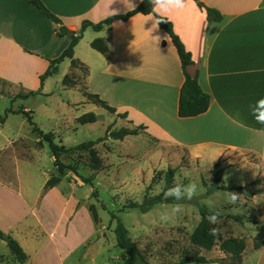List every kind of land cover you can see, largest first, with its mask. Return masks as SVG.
<instances>
[{"label":"crops","instance_id":"1","mask_svg":"<svg viewBox=\"0 0 264 264\" xmlns=\"http://www.w3.org/2000/svg\"><path fill=\"white\" fill-rule=\"evenodd\" d=\"M41 1L62 19L67 29L78 32L85 21L97 24L110 15L126 14L143 0ZM200 1L221 12L223 20L210 22L195 0H188L183 11L167 18L173 22L174 33L192 53L189 74H198L203 91L211 97L207 113L179 117V95L185 82L180 56L170 35L159 27L155 16L142 13L126 22L115 21L101 31L89 27L84 32L75 48V56L88 31L93 32L86 39L90 46L96 38H104L109 44L108 55L91 47L93 52L87 51L78 61L87 69V87L90 79L89 87L93 88L94 75L97 76L98 83L91 94H98L117 109V114L88 100L86 103L91 111L105 109L113 116L107 120L117 118L121 125L120 128L115 126L117 129L144 127L140 135L110 140L126 145L146 136L157 140L165 147V152L171 149L187 151L190 161L210 160L212 164L223 161L222 164L227 166L224 174L230 171L239 179H247L253 172L256 178L241 186L244 188L242 195L247 193L255 198L261 190L264 199V125L256 123L250 109L251 104L264 99V0ZM59 28L60 25L43 14L31 0H0V61L14 60L23 69L42 64L46 70L36 73L40 77L51 61L69 46L70 39L58 35ZM94 66L98 71L96 74H92ZM46 83L47 79L41 90L45 89ZM123 113H128V117L118 116ZM96 115L98 120L103 116ZM10 149L18 158H21L20 154L23 159L28 158L23 154L27 153L25 149L20 150L14 145ZM0 151V182L12 185L13 192L27 197L25 213L19 214L5 230L20 244L27 259L19 261L10 249V252L0 249V264H53V254L55 264H67L70 255L78 252L62 251L54 224L50 227L36 211L40 202L45 205L55 195L66 206L71 197H66L60 190L62 181L45 191L46 181L52 174L46 175L44 187L41 186L29 200L28 196L33 192L9 172L5 158L8 150ZM0 228L3 227L0 225ZM87 241H82L77 250H81ZM246 259L243 258L244 264ZM248 259L251 264H264V247L254 250Z\"/></svg>","mask_w":264,"mask_h":264},{"label":"rangeland","instance_id":"2","mask_svg":"<svg viewBox=\"0 0 264 264\" xmlns=\"http://www.w3.org/2000/svg\"><path fill=\"white\" fill-rule=\"evenodd\" d=\"M91 34L93 32L88 31L76 59L81 58L87 51L93 52L86 40ZM18 64L14 60L0 61V118L5 117L10 108L15 112L23 109L31 111L35 125L44 133H54L56 143L67 147H77L105 137L107 128L111 132L120 130L117 129L121 126L117 118L107 120L113 116L105 109L91 111L89 103H86L87 98L83 93H94L92 89L98 83L96 75L93 88L89 87L90 79L87 87L85 70L72 68L71 61L65 59L59 65L57 73L47 79L45 89L41 90L43 88L36 73H43L46 70L44 66L41 64L23 69ZM96 70L94 66L92 74H96ZM66 76L71 80L68 86L64 85ZM31 91L37 94L29 98L18 96ZM90 112L103 116L96 123L79 125L76 119ZM107 121H110L109 124ZM33 128L22 113H10L5 123L0 124V150H8L5 158L9 172L33 192L32 196H28L29 200L41 186L44 187L46 175H60L48 143L43 142V146H39L40 137L38 133H34ZM13 145L20 150L25 149L27 153L23 154H27L28 158L23 159L21 154V158H18L14 150L10 149ZM165 150L157 140L142 136L131 144H118L109 139L96 145L93 151L63 154L61 161L69 168L66 169L59 187L66 197L71 198L64 206L55 195L45 205L40 202L36 211L50 227L54 224L57 230L56 239L61 240L62 251L78 252L70 255L67 264H124L125 251L117 247L114 231L118 219L138 243L144 258L152 264H181L184 257L195 255L205 257L209 261L207 264H235L230 254L220 250L222 242L229 238H245L247 249L243 258H247L245 264H251L248 256L254 252L255 237L260 227L264 226L262 191L258 190L255 198L247 193H236L240 198L234 204L229 202V193L235 192L216 190L208 195L207 192L214 182L212 171L216 163L212 164L210 160L202 163L190 161L187 151ZM169 168L176 170L174 183L188 184L195 181L199 186L193 199L180 202L182 212L172 222L163 223L159 217L163 211H171L166 208L171 205L169 203L157 204L147 213L137 208H129L131 203L141 205L159 195L166 183ZM78 175L92 178L93 184L82 185ZM254 177L256 175L250 172L247 179H239L228 171L223 176L222 184L232 188L246 186ZM12 188L14 187L8 183L4 185L0 182V225L3 227L0 229L4 232L26 209L27 197L13 192ZM93 204L99 212L98 224L90 216L89 207ZM201 207L224 216L219 219L220 223L210 224L211 228L218 229V241L211 251L200 249L191 240L201 221ZM111 214H115L118 219L112 220ZM228 215H242L243 222L226 218ZM82 241L87 242L78 251ZM0 249L10 252L5 240L0 239ZM48 254L51 257L53 253L50 251ZM55 263L57 261L53 254V264Z\"/></svg>","mask_w":264,"mask_h":264},{"label":"trees","instance_id":"3","mask_svg":"<svg viewBox=\"0 0 264 264\" xmlns=\"http://www.w3.org/2000/svg\"><path fill=\"white\" fill-rule=\"evenodd\" d=\"M198 6L205 10L207 14V18L210 22H219L223 20V15L221 12L214 8H210L206 6L203 2L200 0H195ZM31 3L37 7L43 14H45L49 19H51L56 24L60 25V28L58 30L59 36H67L70 39L69 46L66 48V50L62 53L61 56L51 61L49 68L47 71L40 76V82L42 88L44 87L45 80L49 77L53 76L58 71L59 65L65 60L70 59L71 61V67L72 68H78V69H84L87 73V69L76 59L75 56V48L80 43V41L83 38V34L91 27L94 31H101L105 26L112 25L115 21H129L133 16L142 13V15H154L159 27L163 30H165L171 37L173 44L175 48L177 49V52L180 56L181 66L183 70V74L185 77V82L180 90L179 95V108H178V115L181 118H190V117H196L198 115H203L208 112L211 105V97L209 94L205 93L203 91V88L199 82L198 74L195 76H192L188 72V67L193 64V56L192 53L189 52L181 39L174 33L173 30V22L169 20L167 17H160L157 16L155 13H152L151 6L149 4V0H143L139 3V5L132 9L131 11L127 12L126 14L122 15H114L109 16L105 20L94 24L90 21H85L83 25L81 26V30L78 32L70 31L67 29L63 24L62 19H60L57 15L52 13L41 0H31ZM161 19H164L165 22H161ZM91 47L104 54L108 55L110 52V47L107 41L104 38H96L92 41ZM69 82H71L70 78L66 76L64 79V85L68 86ZM37 92L31 91L27 94H21L18 95L19 98H29L30 96L36 95ZM84 96L87 98L89 103L96 104L98 106H101L108 110L111 114H117V109L114 107H111L107 101L103 100L98 94H91L88 92L83 93ZM10 113H22L24 114L30 124L34 127L33 131L34 133H38L40 137V141L38 143L39 146H43V142L48 143L51 154L54 158V165L58 169L60 175L58 176H51L48 181H46L45 184V191L52 189L54 187H57L61 181H63V176L66 173V169L69 168L65 163L61 161V157L63 154H68L73 151H93L95 149V146L98 145L101 142H104L109 139L113 140H124L129 135H140V130H144V127H137L135 129H129V128H121L118 131L111 132L107 128V133L105 137L98 138L97 140H91L85 143H82L78 145L77 147H67L65 145H61L59 143H56V137L54 133H44L41 131L33 122V116L31 115V111H27L25 109L20 110L18 112L13 111L11 108L6 111V116L0 118V124H4L8 114ZM121 118H127L128 113L119 114ZM98 116L93 113H87L83 115L82 117L76 119L77 123L80 125H86L89 123H95L98 120ZM227 166L223 165L221 162H217L214 165L213 168V177L214 182L213 185L209 188L207 194L211 195L216 190H222V191H232L235 193H243L244 188L243 187H228L222 184L223 181V175L226 170ZM75 171L74 169H72ZM77 173V172H75ZM176 174L175 169H170L166 173V183L164 184L162 192L153 197L149 200L145 201L143 204L139 205L137 203H131L129 205V208H137L140 209L143 213H147L151 211L155 205L161 204V203H169L173 204L175 201L169 199L165 200L163 193L168 189L172 187V184L174 183V177ZM80 179V183L82 185H92L94 180L92 178H85L84 176L78 175ZM182 202V201H181ZM180 203V202H179ZM90 216L95 224L99 223V212L96 207V205H90L89 207ZM213 211L201 207L200 208V214H201V221L199 222L198 226L194 230L192 234V243L196 246H198L200 249H203L205 251H211L212 248L215 247L218 239L217 236L210 235V229L211 225L207 219V217L212 213ZM224 217L222 214H220L219 219ZM112 220L118 219L115 214H111ZM226 218H230L231 220L237 221V222H243L244 216L242 215H228ZM115 234L117 236V247L125 251L124 256V264H152L148 260H146L141 253L139 249L138 243L131 237L129 230L125 227V225L118 219L116 227L114 229ZM5 238H9L10 241L7 243L9 249L15 256V258L19 261H25L27 259V255L24 252L23 248L18 244V242L12 238L10 235L6 234L2 230H0V239L4 240ZM264 247V226H261L259 229V232L254 240V250H259ZM247 249V243L245 238H229L222 242L220 250L224 253L230 254L231 258L235 262V264H242L243 261V253ZM192 263H198V264H207L209 261L199 255L195 256H186L182 259L181 264H192Z\"/></svg>","mask_w":264,"mask_h":264},{"label":"clouds","instance_id":"4","mask_svg":"<svg viewBox=\"0 0 264 264\" xmlns=\"http://www.w3.org/2000/svg\"><path fill=\"white\" fill-rule=\"evenodd\" d=\"M149 4L152 9V13H155L160 17H168L173 13H179L183 11L188 4V0H149ZM161 22H165L164 19H161ZM251 114L260 125H264V99H260L255 103L250 105ZM199 191L198 183L195 181H190L188 184L174 183L171 188H168L164 193L165 200H173L175 203L167 205L166 208H170L171 211L165 210L160 214V221L163 223H169L174 220V217L179 215L182 212V204L179 203L184 200L193 199ZM230 203H236L240 196L236 193H229ZM220 213L212 212L208 217L210 224L215 225L220 223L219 220ZM218 229L211 228L210 235H217Z\"/></svg>","mask_w":264,"mask_h":264},{"label":"water","instance_id":"5","mask_svg":"<svg viewBox=\"0 0 264 264\" xmlns=\"http://www.w3.org/2000/svg\"><path fill=\"white\" fill-rule=\"evenodd\" d=\"M4 240H5L6 243H8L10 241L9 238H5Z\"/></svg>","mask_w":264,"mask_h":264}]
</instances>
